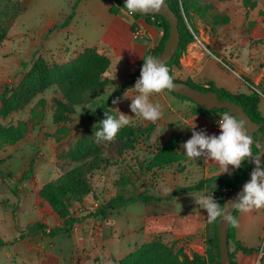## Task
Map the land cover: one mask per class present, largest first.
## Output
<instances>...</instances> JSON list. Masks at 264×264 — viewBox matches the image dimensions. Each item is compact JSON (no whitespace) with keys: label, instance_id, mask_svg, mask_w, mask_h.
I'll list each match as a JSON object with an SVG mask.
<instances>
[{"label":"rangeland","instance_id":"obj_1","mask_svg":"<svg viewBox=\"0 0 264 264\" xmlns=\"http://www.w3.org/2000/svg\"><path fill=\"white\" fill-rule=\"evenodd\" d=\"M206 1L227 14L229 22L211 31L194 15L192 22L196 31L189 27L193 39L179 58V64L172 66L173 76L203 86L209 80L215 81L230 91L247 90L242 78L264 87V0H254L251 8L245 7L242 0ZM110 3L116 4L114 0H0V95L5 88L18 84L37 57L49 64H62L85 47H95L109 57L107 76L112 82L101 95L74 107L70 120L64 123L66 132L57 133V124L52 118L54 100L61 97L55 84L38 93L21 109L5 118L0 116V124L5 126L15 125L19 120H26L28 125L23 138L0 147V236L7 242L0 248V264H119L127 253L153 238L173 244L174 248L182 246L188 254L192 249L186 235L174 239L162 232L148 235V224L152 214L163 210L190 216L199 208L195 198H199L202 190L179 193L167 201L142 199L145 195L163 197L175 186L196 183L206 170H213L214 164L206 165L203 157L196 160L186 157L144 173L138 169V161L151 159L171 132L182 134L179 150L184 153L181 145L186 142L185 136L191 132V127L183 119L200 114L202 121L209 113H198L195 103L164 90L149 96L150 102L161 106L162 116L153 123L147 136L144 133L129 136L120 130L113 141L96 142L93 134L106 118L105 111L117 118L119 111L132 117L129 125L135 128L152 123L135 117L130 110L131 99L112 104L108 110L98 107L113 93L114 84L123 82L135 71L141 54L143 57L151 55V49L162 34L160 26L154 24L155 31L148 33L136 22L133 23L137 27L131 31L132 23L109 12ZM129 45L131 49H127ZM125 91L129 96L137 95L133 88ZM262 97L259 107L264 115L263 94ZM39 99H44V104L35 106ZM34 106L36 111L41 110V117L30 118ZM117 108L119 111L115 110ZM199 120L196 124L201 129L212 125L209 121L199 123ZM78 142L82 143L81 155L105 160L88 174L87 195L65 199L69 213L82 215L105 203L121 192V182L126 177L129 180L124 181L122 193L132 198L115 205L106 219L92 218L76 223L67 234H35L13 241L18 234L16 229L34 222H43L49 228L64 225L63 218L41 196L40 190L82 162L73 158ZM31 160L34 161L33 173L23 179L21 174ZM132 169L135 172H130ZM206 188L205 192L212 191L211 186ZM252 212L257 227L251 232L250 242L256 247L252 253L241 252L239 264H250L264 240V208ZM210 233L211 247L205 256L208 264H218L212 229ZM229 251L238 262L232 242ZM261 262L264 264V258Z\"/></svg>","mask_w":264,"mask_h":264},{"label":"trees","instance_id":"obj_2","mask_svg":"<svg viewBox=\"0 0 264 264\" xmlns=\"http://www.w3.org/2000/svg\"><path fill=\"white\" fill-rule=\"evenodd\" d=\"M114 1L116 4L110 3L109 12L116 15L119 8H125L119 0ZM166 1L178 17V29L180 33L178 49L171 60L165 64V66L169 68V74L173 76L172 66L179 64V58L185 51L187 44L193 39V35L189 30V27H191L193 31H196V27L192 22L193 16H198L207 26L210 27L211 31H214L218 25L228 23L229 17L224 12L214 8L206 0ZM242 3L245 7L251 8L254 6L255 1L242 0ZM132 15L134 17H145L148 21L153 20L150 22L162 28V34L157 45L151 49L150 56L155 57L162 50L164 41L167 38L168 22L159 14L141 15L138 13H132ZM71 16L72 13L63 22V25L66 24L67 20L70 19ZM136 27L137 25L132 23L130 26L131 31H134ZM146 56L147 55L144 57ZM143 63L144 60L142 59L135 71L130 73L123 82L113 85V93L100 103L98 107L100 110H108V108L112 105L113 99L118 97L121 92L127 89H132L134 83L140 77V71ZM109 66V57L99 52L95 47H85L72 60L62 64H49L44 58L39 56L26 70L18 84L5 88L1 93L0 116L5 118L12 112L21 109L38 93L55 84L60 91L61 97L55 98L54 100L55 109L52 118L53 122L57 124V133L60 131L66 132L67 127L64 123L70 120L71 114L74 112V107L80 103L88 102L92 97L101 95L107 87L111 86V79L107 76ZM174 80L179 79L174 77ZM242 81L247 84L249 88L248 92H231L225 87L217 86L211 80L208 81L206 86L198 85L187 80L185 82L203 91H215L219 97L227 98L239 104L254 121L259 123L260 127L256 132H254V142L252 145L253 153L258 154L261 147V140L264 139V115L261 114L258 107L260 98L262 94L264 95V87L259 84L254 85V83L245 78H242ZM171 93L177 97L192 101L184 96L173 92ZM37 104L43 105L44 99H39L35 106ZM35 106L31 109L32 113L30 118H37L42 115L41 110L36 111ZM196 111L198 113H230L226 108L205 109L199 105H197ZM152 128L153 123H148L143 127L137 128L132 125H127L123 127L121 131L127 132V135L129 136H135L138 133H144L145 136H147L151 132ZM27 130L28 125L26 120H19L15 125L11 124L5 126L0 124V147L11 145L20 140L27 133ZM181 141L182 134L180 132H171L151 159L138 161V169L143 170V172L146 173L153 168L162 167L173 162H179L180 160L186 158L187 155L179 150ZM81 144V142L77 143V149L73 158L80 161L82 160V162L65 172L57 181L47 183L40 190L41 196L44 197L57 211L59 216L63 218L64 225L56 228H49L43 222H34L21 230L16 229L18 234L14 237L13 241L35 234H42L45 236L67 234L76 223H81L92 218L106 219L107 215L110 214V211L115 207V205L132 198L126 197L124 193H122L125 189L124 181L129 180V178L126 177L123 183L121 182V192H118L114 196L110 197L105 203L97 205L94 209L86 210L82 215L75 216L69 213V210L65 205V199L67 197L80 199L87 195L89 192L88 174L91 170L98 169L103 163L102 160H105L93 158L92 156L89 157L88 155H81ZM33 164L34 161L31 160L28 168L22 172L21 178L27 179L33 173ZM262 164H264V161ZM250 169L251 163L249 160H246L242 162L239 169L230 170L229 172L231 175H213L207 178H202L196 183L190 185L175 186L167 195L163 197L145 195L142 200H172L173 197L180 192L202 190L209 186L214 189L216 185L213 197L222 207L228 192L241 183V181L248 175ZM132 170L130 172H135V169ZM237 212L238 210H234L232 214L235 219L237 217ZM217 221L218 218L212 222V229L216 243L217 256L219 257ZM230 242L234 244L235 251L240 250L243 253H252L255 251V248L244 246L235 238V226L231 224H229L228 229V246ZM6 244L7 242L0 236V248ZM229 256L231 264H238L234 261L231 251H229ZM119 264H208V261L205 255L194 250H190V253L188 254L182 246L174 248L173 244L167 245L162 241L153 238L150 241L142 243L133 251L127 253L119 260Z\"/></svg>","mask_w":264,"mask_h":264},{"label":"clouds","instance_id":"obj_3","mask_svg":"<svg viewBox=\"0 0 264 264\" xmlns=\"http://www.w3.org/2000/svg\"><path fill=\"white\" fill-rule=\"evenodd\" d=\"M164 6V0H126L124 8L127 9L128 14L139 12L141 15H148L161 12ZM142 59L144 63L141 67L140 77L132 87L137 95L129 96L125 91L122 97L113 99L112 104L118 105L122 100L131 99L130 110L135 114V117L155 123L162 116L161 106L150 102L149 96L161 93L166 89L173 90L176 86L173 83L174 77L169 74V68L165 66L163 60L153 56H146ZM115 110L119 111L118 108ZM104 115L106 118L99 123V130L93 134L97 143L113 141L118 132L130 124V118H132L120 111L118 118L106 111ZM218 126L221 133L217 136L215 134L208 135L203 130L196 131L194 124L191 127V138L183 143L181 148L185 150L184 153L189 159L196 160L203 157L205 161L212 160L218 163L223 169L222 174L231 175L229 166L239 169L242 162L249 158L255 164L250 173V182L243 186V191L238 193L234 200L228 201L223 207L216 202L212 191L210 195L202 193L199 198H195V203L206 210L209 223L219 217L227 224L235 226L236 219L231 215V212L227 211L229 203L233 210L242 212L264 208V164L261 163V153L254 154L252 151L253 139L243 120L225 112L221 115Z\"/></svg>","mask_w":264,"mask_h":264},{"label":"crops","instance_id":"obj_4","mask_svg":"<svg viewBox=\"0 0 264 264\" xmlns=\"http://www.w3.org/2000/svg\"><path fill=\"white\" fill-rule=\"evenodd\" d=\"M117 15H119V17H121L128 24L136 22L143 32L153 33L155 31V25L153 23H151L150 21H148L145 17L140 16V17L135 18L132 15H129L127 13V11L123 8H119ZM134 47H135V45H134ZM131 48H132V45H129L127 49H131ZM136 48H137V46H136ZM141 56L136 62L138 65H139V62L143 58V54H141ZM255 83H257V82H255ZM215 84H217V83L215 82ZM217 86H220V85L217 84ZM246 87H247V85H246ZM226 89H228V88H226ZM248 91H249V88L247 87V90L239 91V92H248ZM231 92H237V91H231ZM261 98H263V97L261 96ZM258 107H259V105H258ZM259 110H260V107H259ZM224 113H219V112L209 113V114H207L206 119L203 118L202 121L199 120L200 118H202V116L200 114H192V116L189 117L188 119L184 118L183 122H186V124L189 125L190 127H193L195 124V126H196L195 130L196 131L203 130L208 135L215 134L218 136L221 133V130L218 126V121L220 120L221 115H223ZM198 120H199V123H201V122L206 123L209 121L210 123H212V125L209 128H206V129L202 128L201 129L198 126V124H196L197 123L196 121H198ZM191 136H192V128H191V132L187 133L185 136L186 141L188 139H190ZM212 163L214 164L211 168L213 170H210V168L208 170H206L203 173V175H200L199 180L202 178H207V177L213 176V175H227L228 174V173L222 174L223 169L219 166L218 163H215L212 161H206V165H211ZM232 169H233L232 166H229V171ZM206 189L207 188L202 189V193L205 195H209V193H211V192H209V193L205 192ZM212 191L214 193L215 190H212ZM180 193H183V192H180ZM188 217H189V219H188ZM236 221H237V224L235 225V238L238 241H240L244 246L256 247V246H254V244L252 242H250L251 238H252L251 232H252V230H254L257 227V223L254 219L253 212L252 211L242 212V211L238 210ZM211 229H212V223L208 222L207 212L203 208L199 207L190 216L185 214V213H182V215H181L180 213H177L174 210H168V211L163 210L159 213L152 214V219L150 220V223L148 224V235H152L154 233L162 232L164 236H169L173 239L186 235V236H188V241H189L188 245L192 248L191 250H194V251H196L200 254H203V255H207L208 247H211V244H210L211 243L210 242ZM212 231H213V229H212ZM240 253H241V251L237 250L236 258H237L238 264H239Z\"/></svg>","mask_w":264,"mask_h":264},{"label":"water","instance_id":"obj_5","mask_svg":"<svg viewBox=\"0 0 264 264\" xmlns=\"http://www.w3.org/2000/svg\"><path fill=\"white\" fill-rule=\"evenodd\" d=\"M123 5H125L126 0H119ZM164 7L161 12L153 13L159 14L163 16L168 22V35L166 40L164 41L162 50L155 56L158 59L163 60L164 64L171 60L174 56L176 50L178 49L180 42V33L178 29V17L175 12L171 9L168 2L164 0ZM140 14L139 12H137ZM174 85L176 86L173 90H169L175 94L184 96L186 98L191 99L194 103L199 106H202L205 109L212 108H226L233 116L237 119H241L245 123V127L249 129L250 136H252L254 142V132H256L260 124L254 121L249 114L237 103L227 99L221 98L215 91H203L196 87H193L182 80H173ZM253 145V144H252ZM253 151V146H252ZM261 153V163L264 161V139L261 140V147L259 149L258 154ZM251 169L248 175L241 181V183L231 189L225 197L223 205L228 201L234 200L237 197L238 193L243 191V186L250 182L252 172L255 164L251 162ZM222 205V207H223ZM227 211L233 214V209L231 203L227 206ZM228 229L229 224L224 222L223 219L218 217L217 221V241H218V251H219V263L220 264H231L230 256H229V246H228Z\"/></svg>","mask_w":264,"mask_h":264},{"label":"built area","instance_id":"obj_6","mask_svg":"<svg viewBox=\"0 0 264 264\" xmlns=\"http://www.w3.org/2000/svg\"><path fill=\"white\" fill-rule=\"evenodd\" d=\"M264 258V240L261 242L255 258L253 259V261L250 264H262L261 260Z\"/></svg>","mask_w":264,"mask_h":264}]
</instances>
